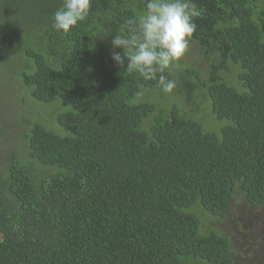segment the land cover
Here are the masks:
<instances>
[{
	"label": "trees",
	"instance_id": "trees-1",
	"mask_svg": "<svg viewBox=\"0 0 264 264\" xmlns=\"http://www.w3.org/2000/svg\"><path fill=\"white\" fill-rule=\"evenodd\" d=\"M62 2L0 0V79L27 107L0 109V264H245L203 226L264 210V0H194L170 94L111 59L145 0H91L67 34Z\"/></svg>",
	"mask_w": 264,
	"mask_h": 264
},
{
	"label": "clouds",
	"instance_id": "clouds-1",
	"mask_svg": "<svg viewBox=\"0 0 264 264\" xmlns=\"http://www.w3.org/2000/svg\"><path fill=\"white\" fill-rule=\"evenodd\" d=\"M90 7L91 0H63L53 14V29L69 33L88 17ZM203 14L194 0H145L141 13L127 19L124 30L114 35L112 61L120 68L126 64L125 73L138 74L144 81L156 82L163 93H172L176 80L165 73L187 53L197 29L195 20ZM146 91L140 88L136 94Z\"/></svg>",
	"mask_w": 264,
	"mask_h": 264
},
{
	"label": "rangeland",
	"instance_id": "rangeland-1",
	"mask_svg": "<svg viewBox=\"0 0 264 264\" xmlns=\"http://www.w3.org/2000/svg\"><path fill=\"white\" fill-rule=\"evenodd\" d=\"M16 86L17 82L11 75H5L3 79H0V89L3 87V92L0 93V109L4 111L5 119L9 118L8 114L11 113V109L27 112V107L19 104L21 93ZM4 142L8 145L6 144L3 152L10 153L18 146L16 143L18 141L12 139L8 141L5 139ZM209 225L219 226L222 232L232 237L239 260L244 261L245 264H250L249 262L264 264V210L255 213L249 210L244 203L239 202L234 204L231 217L222 222L207 218L203 228Z\"/></svg>",
	"mask_w": 264,
	"mask_h": 264
}]
</instances>
